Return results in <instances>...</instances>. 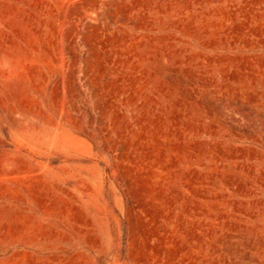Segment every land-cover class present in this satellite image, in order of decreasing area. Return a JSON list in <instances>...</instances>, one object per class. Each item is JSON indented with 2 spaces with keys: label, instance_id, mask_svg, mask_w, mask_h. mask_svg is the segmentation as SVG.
Wrapping results in <instances>:
<instances>
[{
  "label": "rangeland",
  "instance_id": "obj_1",
  "mask_svg": "<svg viewBox=\"0 0 264 264\" xmlns=\"http://www.w3.org/2000/svg\"><path fill=\"white\" fill-rule=\"evenodd\" d=\"M0 264H264V0H0Z\"/></svg>",
  "mask_w": 264,
  "mask_h": 264
},
{
  "label": "bare ground",
  "instance_id": "obj_2",
  "mask_svg": "<svg viewBox=\"0 0 264 264\" xmlns=\"http://www.w3.org/2000/svg\"><path fill=\"white\" fill-rule=\"evenodd\" d=\"M221 110V109H220Z\"/></svg>",
  "mask_w": 264,
  "mask_h": 264
}]
</instances>
